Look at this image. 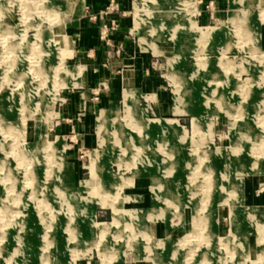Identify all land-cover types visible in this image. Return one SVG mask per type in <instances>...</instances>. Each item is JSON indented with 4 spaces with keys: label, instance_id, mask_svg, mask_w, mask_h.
Masks as SVG:
<instances>
[{
    "label": "rangeland",
    "instance_id": "rangeland-1",
    "mask_svg": "<svg viewBox=\"0 0 264 264\" xmlns=\"http://www.w3.org/2000/svg\"><path fill=\"white\" fill-rule=\"evenodd\" d=\"M63 13L0 0V264H264V0H129L164 111L125 87L102 109L95 83L79 152L55 125L84 75Z\"/></svg>",
    "mask_w": 264,
    "mask_h": 264
},
{
    "label": "crops",
    "instance_id": "crops-1",
    "mask_svg": "<svg viewBox=\"0 0 264 264\" xmlns=\"http://www.w3.org/2000/svg\"><path fill=\"white\" fill-rule=\"evenodd\" d=\"M58 1L64 7L61 22L70 40L71 57L78 61V65L84 69V75L82 86L78 87L80 91L70 94L63 93L62 103H58L56 117L59 119L55 121L56 132L66 133L65 137L69 136V141L75 142V151L87 150L92 146V127L88 117L94 106H98V102H95L97 97L95 99L92 97L91 90L95 83L101 84L102 90L108 89L105 91L107 94L103 99H101L103 95L100 94L102 96L100 102L104 104L102 109H106L109 103H116L118 106L119 101L116 93L120 87H125L146 96L154 94V99L146 101H149L155 113L160 116L164 111L162 101L165 93L155 87L157 82L143 80V73L147 72L144 67H148L151 61L149 56L136 51L135 45L130 39V29L133 23L131 17L130 27L129 0ZM101 9H105V11L102 12ZM203 16L205 15L203 14ZM112 20L115 27H108L104 36L101 37L102 26L104 24L108 26ZM117 48L118 52H116ZM150 72L152 73V70ZM77 116L81 117L77 118ZM146 117H148L147 112ZM77 119L80 121L76 122ZM122 260V264H145L132 259L127 260V257Z\"/></svg>",
    "mask_w": 264,
    "mask_h": 264
},
{
    "label": "bare ground",
    "instance_id": "bare-ground-1",
    "mask_svg": "<svg viewBox=\"0 0 264 264\" xmlns=\"http://www.w3.org/2000/svg\"><path fill=\"white\" fill-rule=\"evenodd\" d=\"M144 24L145 23V18H143V17H139V19H138V21H137V25H136V27L138 28V27H140V24ZM156 25H157V22H156ZM165 26H166V24H165ZM207 33H209L210 34V36H211V33H213L212 32V30H208L207 31ZM82 71H83V69H82V67H78V68H76V69H73L72 70V72L74 73V74H81L82 73ZM68 73H70V70H68ZM183 82V83H188L187 81L188 80H186V79H181L180 80V82ZM130 94H131V92H130V90L129 89H126L125 90V96H124V98H125V100L127 99V98H129L130 97ZM186 94H183V96L181 97V98H184V96H185ZM133 100V99H132ZM137 121H138V119H137ZM150 123V122H149ZM158 125H159V122L157 123ZM131 220H132V218H131ZM126 227L129 229V231L131 232V234H133V235H136V227H138V226H136L135 224H134V222H133V220L130 222V223H126ZM135 230V231H134ZM138 230V229H137ZM137 234H139V233H137ZM136 238V237H135ZM143 238H144V236H143ZM131 245V244H130ZM120 248V247H119ZM135 253V252H134Z\"/></svg>",
    "mask_w": 264,
    "mask_h": 264
},
{
    "label": "built area",
    "instance_id": "built-area-1",
    "mask_svg": "<svg viewBox=\"0 0 264 264\" xmlns=\"http://www.w3.org/2000/svg\"><path fill=\"white\" fill-rule=\"evenodd\" d=\"M108 27H109V28H114V27H115V24H114L113 20L109 22L108 26H107L106 24H104V25L102 26L101 33H100L101 37L104 36L105 31H106V29H107ZM116 52H118V48L116 49Z\"/></svg>",
    "mask_w": 264,
    "mask_h": 264
}]
</instances>
